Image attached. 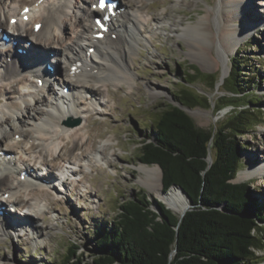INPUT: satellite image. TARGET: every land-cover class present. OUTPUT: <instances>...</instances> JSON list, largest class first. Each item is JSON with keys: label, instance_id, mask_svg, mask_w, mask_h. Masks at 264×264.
<instances>
[{"label": "rangeland", "instance_id": "rangeland-1", "mask_svg": "<svg viewBox=\"0 0 264 264\" xmlns=\"http://www.w3.org/2000/svg\"><path fill=\"white\" fill-rule=\"evenodd\" d=\"M32 1L34 0H5L3 4L0 2V7H5L6 13L8 6L19 9L22 4ZM76 1L72 0L76 6L73 9L79 14L78 6L82 5L83 1L78 0L79 3ZM131 1L135 0H122L131 6V9L136 8ZM218 1L143 0L140 2L138 4L140 11L146 19L143 20L144 30L139 34L140 46L136 45V52L132 55L133 62L129 64L134 79L119 83L115 79L119 77L115 72L109 77L105 73L103 77L107 86H102V90L98 89V102L91 97L76 96L75 108L78 109L81 117L68 115L66 120L70 119L71 122L80 118L79 125L74 127L69 125L67 131L62 130L60 126L45 125L50 132L48 136L50 140L48 139L47 143L48 149H52V155L45 154L43 147L38 146L40 139L37 138L36 130L46 121V112L50 110L51 100L58 89L54 87L56 92L47 94V90L44 89L54 91L53 83L50 88L46 85L38 87L27 71L22 75L24 78L18 74L12 79L10 77L3 79L4 70L0 65V123L7 136L9 134L10 140L15 134H19L21 128L25 130L24 135L21 136L22 142L13 144L12 147H15L16 152L20 148H25L28 153L24 158L30 169L40 177L42 172L49 170L52 174L45 175V178L55 182L49 186L33 183L27 189H18V193L28 200L27 209L30 214L28 216L34 221L33 227L26 225V228L21 225V228L14 230L10 236L6 234L0 237V264H56L68 254L73 245L79 246L80 253L87 261H91L92 256L98 252L99 233L104 228L111 227L121 202L143 189L149 195L152 206L156 208L155 201L160 198L149 186L151 177L141 173L137 165L141 162L139 148L142 140L147 136L155 137L152 122L160 106L176 102L174 94L185 85L187 79H190V73L196 70L199 73L196 72L197 78L190 88L199 101L209 104V107L198 105L188 108L196 125L204 129H215L233 109L232 106H228L219 112L216 111L221 103L229 99L225 92L227 85H224V80L219 83L224 67L223 62L219 60L221 44L219 41L212 43L208 39L209 34L201 39L197 36L196 39L194 31L198 24L209 23L215 32H219L222 21L219 11L215 10ZM241 1L244 2V7L240 8L241 5L233 6V3H230L231 8L237 7L243 12V16L251 18L249 20L240 18L231 21L230 25L250 21L256 28L248 37L239 40L241 42L236 51L230 56L229 71L224 79L234 73H232L234 60L239 59L238 62L243 68L239 79L245 80L244 86L247 92L254 91L258 97H261L262 103L264 102V0ZM209 12H214L209 17L210 20L207 17ZM7 13L11 16L9 12ZM239 13L236 16H239ZM157 14L159 19H155ZM73 20L74 18L66 17L64 34L69 39L74 31ZM51 39L46 38L43 43L46 45L45 41L48 42L45 47L51 53H55L53 52L55 49L51 47L54 40ZM61 40L62 44L65 37ZM194 40L205 46V54H196L191 47ZM228 43H233V39L230 38ZM54 45H57L56 41ZM41 47L38 44L37 48ZM58 58H61L62 67L68 69L69 64L63 63L64 59L61 56ZM213 58L217 59L218 65L213 63ZM2 60H7L5 54L2 55ZM19 69L17 68V72ZM208 75L211 77L209 78ZM15 79H20L22 82L17 84ZM215 79L216 85L212 87L211 82ZM67 82L71 85L73 79L67 78ZM44 92L46 97L43 95ZM43 96L46 100L41 103L36 102L37 97ZM61 107H65V104ZM251 107L256 108L253 117L264 116V106L254 104ZM50 111L56 116L59 115L57 108L52 107ZM22 112L25 113L24 118ZM73 134L78 135L74 137L83 138L82 143L76 148L73 146ZM237 140L241 145L242 167L235 181L249 183L252 194L259 199V204L263 208L261 215L264 217V168H262L264 117L253 131L237 136ZM8 141L9 139L7 143L12 145ZM45 157L48 165L38 168L41 165L40 161ZM65 165L69 166V175L63 173ZM249 168H256L254 174L243 178V173ZM14 171H9L8 177L12 176ZM15 176L16 178L11 179L12 185H16V180L20 177ZM61 176L63 179L60 178ZM161 188L163 189V182ZM14 197L16 198V195ZM259 224L263 231L260 237L264 245V220H260ZM257 254L255 261L264 264V250L257 251Z\"/></svg>", "mask_w": 264, "mask_h": 264}, {"label": "trees", "instance_id": "trees-1", "mask_svg": "<svg viewBox=\"0 0 264 264\" xmlns=\"http://www.w3.org/2000/svg\"><path fill=\"white\" fill-rule=\"evenodd\" d=\"M238 61L235 58L234 73L224 82L229 99L216 111L233 109L215 129L198 127L185 109L209 107L190 88L198 72L192 70L190 79L174 94L176 102L160 106L154 115L155 137L141 142L139 160L161 167L163 189L179 185L187 193L191 206L185 215L176 214L160 199L155 201L157 211L140 189L119 204L111 227L99 233L98 252L91 261L73 245L56 264L260 263L255 259L257 251L264 250L259 224L264 220L263 208L249 183L235 178L242 167L237 136L262 122L264 116L253 117L256 108L251 106L263 107L264 102L254 91L247 92L245 80L239 79L243 68ZM216 82H211L212 87Z\"/></svg>", "mask_w": 264, "mask_h": 264}, {"label": "bare ground", "instance_id": "bare-ground-1", "mask_svg": "<svg viewBox=\"0 0 264 264\" xmlns=\"http://www.w3.org/2000/svg\"><path fill=\"white\" fill-rule=\"evenodd\" d=\"M83 1V4L78 6L79 14L75 12L76 6L73 4L72 0H43L42 2L38 3V12L39 14L36 15V12L34 8L32 7V10L30 12L31 18L29 22H25L23 20H20L19 23L16 25L10 24V18L12 16L20 15L18 13L17 7H10L8 6V11L11 16H7L5 13V7H0V30H5L6 33L10 35V37L17 42V47H22L27 49V44L25 43L28 38L24 37L22 34L13 35L10 34L11 29H23L26 32V35L32 36L36 41L33 42L34 49L30 50V56L27 59L26 56H23L19 54L14 49H9L10 52H12L15 56L18 58H21L20 60L23 61V64H25L27 67H29L27 62H32L35 55L38 57L36 58L39 63H46L48 61L44 60V57H46L47 54L50 53V51L45 47L48 45V42H44V37H47V40H50L51 38L54 40L53 43H51V47L55 49L56 54L61 56L65 61H67L70 66L77 64V62H81V66L77 70V76L76 81L71 85L72 94L68 95V99L65 98L63 95H61V99H67L70 106L68 107H61L64 106L66 102H61V106H57V110L59 111V115L57 116L50 110L46 112L47 118L45 119L42 126H38L36 133L37 138L40 139L39 145L42 149L46 151L45 154L52 155V149L49 148L48 139L50 140L49 136V129L47 130L45 128V125L50 126H60L62 130L67 131L69 129V123L70 119L66 120V117L72 116V117H81L80 112L78 109L75 108L76 102V96L78 97H91L92 99L99 101V90H102L101 87L107 86V84L104 82L105 77H103V74L106 73V75L109 77L112 73H116L119 77L115 78L119 83L122 81H131L133 80V75L131 70L129 69L130 62H133L132 55L135 54L137 46H140L141 39L139 37L140 32H142L145 27L143 22L145 21V16L143 12L140 11V6L138 5L143 0H135L131 1L132 5H134L136 8L131 6H128L126 3H121L122 6H124L121 9V12L119 14V17L114 18L110 23V33L117 34L116 38H112L109 35H106L103 40L95 39L92 34L94 32L93 27L94 25V19L93 17L96 16V13L94 9L92 8V3L95 0H80ZM91 2V5L88 2ZM0 2L3 4L5 0H0ZM79 3V1H76ZM75 3V2H74ZM230 3H233V6L241 5V7H244V2L241 0H219L216 4L215 10H218L220 13V18L222 21V26L219 30V32H215L209 23L207 25H197L195 27V33H196V39L197 36L199 39L202 37H206V34H209L208 39L212 43H216V41H219L222 47L221 53L219 54V60L223 62V71H222V77L225 78L229 71L228 62L230 59L231 54H233L237 46L239 45V40H243L245 37H248L249 34L255 30V26L251 25L250 21L239 23L238 25H230L231 21L237 20V19H243L249 20L251 17H245L243 16V12L241 10H238V8H231ZM139 6V8H138ZM141 6H143L141 4ZM21 7V6H20ZM24 6L22 7V9ZM20 9V8H19ZM72 9V10H71ZM240 12V13H239ZM214 12L207 13V17H211ZM240 14L239 16H236L237 14ZM22 15V14H21ZM66 17L73 19L74 18V35L72 37L67 38L64 34V28L66 26ZM160 17L158 14L156 15L155 19H159ZM144 20V21H143ZM210 20V19H209ZM31 21L34 22H43L42 28L35 32L34 28L29 27L28 23ZM33 22V25H34ZM27 23V24H25ZM250 23V24H249ZM25 24V25H24ZM24 26V27H23ZM147 28V27H146ZM88 35V36H87ZM65 37V40L60 43V40ZM90 37V38H89ZM230 38L233 39V43H228L230 41ZM51 39V40H52ZM69 39V40H66ZM52 40V41H53ZM229 40V41H228ZM55 41L57 42V45H54ZM62 41V40H61ZM27 42V41H26ZM51 42V41H50ZM100 42V44H99ZM0 43H5L4 40H0ZM42 46L41 48H37L38 44ZM6 44V43H5ZM61 44V46H60ZM36 45V46H35ZM137 45V46H136ZM95 46V52L90 53V47ZM191 47L198 55H203L206 53L205 46L200 45V43H197L195 40L192 42ZM6 49H3L0 51V61L1 66L3 68V79L4 78H13L16 77L18 74L25 75L26 68L21 67L19 69V72H17V64L15 61L18 62L17 59H14L12 57V61L2 60V55L6 52ZM90 53V54H89ZM212 55V54H210ZM212 57V56H210ZM47 58V57H46ZM30 59V60H29ZM54 59V58H53ZM50 61V59H49ZM155 63V62H154ZM213 63L215 65H218L217 59L213 58ZM24 65V66H25ZM56 71L60 73V71L65 70L64 67H62L61 58H58L57 63L55 65ZM70 68V67H69ZM35 70H38L40 74L46 75L47 73L50 74V71L46 68H40L38 65H35ZM70 70H68L69 72ZM17 74V75H16ZM24 78V77H23ZM63 79V78H62ZM20 81V79H17L16 82ZM65 85H67L66 80L64 79L63 82ZM45 85L50 88L51 84L48 83V81H45ZM5 87V86H4ZM94 87H98L97 89ZM6 90V89H4ZM77 94V95H75ZM72 97L73 100L71 102L70 98ZM77 97V99H78ZM46 100L43 97H37L36 102H42ZM72 103V104H71ZM18 107L20 105H17ZM72 108V110H69V108ZM22 108V107H21ZM64 108V109H63ZM67 108V109H66ZM20 109V108H19ZM27 111V110H26ZM73 111V113L71 112ZM23 118L24 112H22ZM28 116L30 117V113L28 112ZM3 122V121H2ZM53 123V125H52ZM74 127V126H73ZM77 129V128H76ZM72 130V129H71ZM64 131V132H65ZM18 133V132H16ZM20 135L25 133V130L23 128L20 129ZM22 135V136H23ZM26 135V134H25ZM74 135L78 136L77 134L70 135V138L72 137L73 140V146L76 148V146L80 145L82 143L83 138L74 137ZM36 136V135H35ZM51 137V136H50ZM9 139V134L7 136V132L4 130V127L2 123H0V160L6 159L7 155H10V159L7 164H12L14 161H16L15 157L12 154H8L9 151L14 150L12 145L7 143V140ZM42 141V142H41ZM22 142V141H20ZM7 146V147H6ZM33 146V145H32ZM32 146H30V149H32ZM3 147V148H2ZM40 148V149H41ZM9 150V151H8ZM26 151V149H25ZM24 152V149L22 150ZM60 152V150H59ZM45 156V155H44ZM5 161V160H4ZM43 165L46 164L47 158L45 157L43 160ZM138 170L141 173H144L151 177L149 186L150 188L158 195L160 200H162L170 209H172L176 214L180 215L185 212L190 207V201L188 200L187 196L181 191L180 188L177 186H172L168 190L162 189V181H161V168L159 165H146L142 162H140L139 165H137ZM264 168V165L262 166ZM15 169H12L11 171H14ZM256 168H249L243 173V178L250 177L254 174ZM10 171V172H11ZM20 173V171H19ZM0 191L3 189V187H9L7 188V191L14 190L13 193L16 195L15 197H12L11 201L14 203L20 204L21 207H27L28 200L22 197V195L18 194V189L22 188H29L28 186L32 185L33 182L26 181L22 182L21 180L18 183V187L11 186L7 184L9 171L8 172H2L0 168ZM52 173H49V175ZM21 175V173H20ZM34 175V173H32ZM42 177H35V179L38 181L39 184H42ZM50 177V176H49ZM242 178V177H241ZM37 183V184H38ZM40 185V186H42ZM47 187V186H45ZM4 193V192H3ZM53 201V200H52ZM51 201V202H52ZM26 215V214H25ZM27 214L25 217L20 218L19 222L15 221L14 217L11 216L12 220H9L6 224L8 227H2L0 228V237L8 234L7 236H10L12 233L10 232V229H12L15 225H23L26 227V225H30V227L33 225V219L30 218ZM20 223V224H19ZM19 226V227H20ZM33 227V226H32ZM21 228V227H20ZM27 228V227H26ZM8 231V232H7Z\"/></svg>", "mask_w": 264, "mask_h": 264}, {"label": "water", "instance_id": "water-1", "mask_svg": "<svg viewBox=\"0 0 264 264\" xmlns=\"http://www.w3.org/2000/svg\"><path fill=\"white\" fill-rule=\"evenodd\" d=\"M223 80H224V82H225V79L221 76V79H220V82L219 83H221V82H223ZM186 109V111L188 112V108H185ZM189 113V112H188ZM80 122H81V120L80 119H77V120H75L74 122H72L71 123V125H78V124H80ZM208 160H209V162H210V164L212 163V156L210 155L209 156V158H208ZM161 168V167H160ZM162 170V169H161ZM174 186H177L178 188H180L181 189V191L187 196V198L189 199V197H188V195H187V193L185 192V190L181 187V186H179V185H174ZM191 206V205H190ZM154 208V207H153ZM154 209H156L157 211H159L158 210V208L156 207V208H154ZM190 209V208H189ZM189 209H187L185 212H183L182 214H181V217H183L184 215H185V213L189 210Z\"/></svg>", "mask_w": 264, "mask_h": 264}, {"label": "snow or ice", "instance_id": "snow-or-ice-1", "mask_svg": "<svg viewBox=\"0 0 264 264\" xmlns=\"http://www.w3.org/2000/svg\"><path fill=\"white\" fill-rule=\"evenodd\" d=\"M101 6H104V0H100ZM28 9H25V12H27ZM15 23V21H13Z\"/></svg>", "mask_w": 264, "mask_h": 264}]
</instances>
